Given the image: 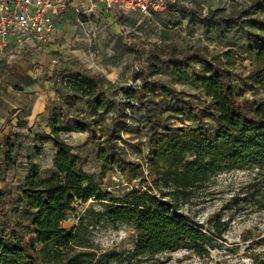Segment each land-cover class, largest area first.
<instances>
[{"label": "rangeland", "instance_id": "rangeland-1", "mask_svg": "<svg viewBox=\"0 0 264 264\" xmlns=\"http://www.w3.org/2000/svg\"><path fill=\"white\" fill-rule=\"evenodd\" d=\"M257 1L176 0L175 8L180 5L189 9L188 13H179V17L171 10L144 15L123 7L80 17L68 9L55 23L50 41L36 49L8 53L0 59V230L8 235L21 224L22 233L28 237L25 227L28 222L19 212L22 200L18 185L28 172V161H35L42 174L52 168L53 142L36 141L34 134L49 130L54 105L61 104L68 111L67 116L59 117L62 124L91 123V131L97 135L100 134L98 126L109 125L114 114V109H89L83 100L72 106L66 104L64 89L58 83L62 68L81 69L96 75L102 80L101 88L120 101L126 99L124 92L128 88H135L143 94L161 127H213V120L204 111L209 98L202 88L173 79L166 60L169 55L181 56L195 48L208 55L231 49L236 64L230 80L234 90L240 93L249 81L254 55L244 50L243 30L230 17H263ZM192 11L213 18L223 17L231 30L225 27L217 30L212 20L207 26L194 22L190 20ZM158 81L175 87L176 93L165 94ZM56 86L60 87L58 94ZM238 98L264 99V92L246 89ZM122 105L126 106L124 102ZM127 108L131 113L127 118L129 126L121 131L118 140L129 159L145 161L152 146L149 121L142 108ZM61 134L80 156L78 166L93 174L103 190L121 194L126 187L142 181L141 176L125 180L116 170L108 171L99 180L100 161L95 154L98 140L90 139L88 131ZM181 210L204 223V228L210 217L220 214L227 220L226 229L221 237L210 234L213 246L203 257L180 247L142 259L140 264H249L251 253L264 256V166L250 165L212 175L204 186L194 189L191 200ZM103 212L104 206L99 200L77 201L62 226L75 228L77 243L85 245L84 249L93 255L103 254L106 258L117 255L110 264L135 261L132 251L138 235L136 229L127 224H110ZM78 244L74 248L82 247ZM40 247L37 244L32 251L29 245L25 249L33 256L28 258V264L62 263L60 254H55L50 247Z\"/></svg>", "mask_w": 264, "mask_h": 264}, {"label": "trees", "instance_id": "trees-1", "mask_svg": "<svg viewBox=\"0 0 264 264\" xmlns=\"http://www.w3.org/2000/svg\"><path fill=\"white\" fill-rule=\"evenodd\" d=\"M257 2L258 11L264 14V0ZM170 6L168 10L178 17L179 13L189 12L184 6L175 8L174 3ZM230 18L243 30L244 50L254 55L249 81L244 83L240 93L234 90L230 80L236 64L231 49L219 55H208L195 48L181 56L169 55L166 60L173 79L202 88L209 98L204 111L213 120V127H161L159 118L135 88H128L124 92L126 99L120 101L101 88L102 80L96 75L81 69H61L58 83L64 89L66 104L72 106L83 100L89 109L115 111L109 125L98 126L100 134L97 135L91 131V123L62 124L59 117L67 116L68 111L61 104L54 105L49 130L34 134L36 141L53 142L52 168L42 174L35 161H28V172L18 185L22 200L19 212L28 222L25 226L28 237L22 233L21 224L8 235L0 230V264H28V258L33 256L25 249L30 245L35 251L37 244L41 245L40 249L50 247L55 254H60L61 264H110L117 255L107 258L103 254L93 255L84 249L85 245L77 243L75 228L62 226L75 202L91 198L102 202L103 214L110 224H127L136 229L138 235L132 251L136 260L129 259L128 264H140L142 259L180 247L200 257L208 254L213 246L210 234L221 237L227 220L215 214L204 228V223L188 217L181 206L191 200L195 188L204 186L218 172L250 165L264 166V99L238 98L246 89L257 88L264 92V16ZM190 20L206 26L212 20L217 30L224 27L231 30L223 17L213 18L192 11ZM158 85L165 94L176 93L173 86L160 81ZM60 87L56 86L57 94ZM128 106L142 108L149 121L148 136L152 146L145 161L129 159L118 140L121 131L129 126ZM74 130L88 131L90 139L98 140L95 154L100 161L99 180L108 171L116 170L125 180L141 176L142 181L126 187L121 194L103 190L93 174L78 166L80 156L61 134ZM75 244L82 247L76 249ZM250 257L249 264H264L263 255L251 253Z\"/></svg>", "mask_w": 264, "mask_h": 264}, {"label": "built area", "instance_id": "built-area-1", "mask_svg": "<svg viewBox=\"0 0 264 264\" xmlns=\"http://www.w3.org/2000/svg\"><path fill=\"white\" fill-rule=\"evenodd\" d=\"M176 0H0V59L22 48L48 42L55 21L68 8L80 17L115 7L133 8L144 15L168 10ZM187 6V4H185Z\"/></svg>", "mask_w": 264, "mask_h": 264}, {"label": "crops", "instance_id": "crops-1", "mask_svg": "<svg viewBox=\"0 0 264 264\" xmlns=\"http://www.w3.org/2000/svg\"><path fill=\"white\" fill-rule=\"evenodd\" d=\"M68 9H71V8H68ZM68 9H67V10H68ZM67 10H66V11H67ZM66 11H65V12H66ZM63 13H64V12H63ZM63 13H62V14H63ZM62 14H61V15H62ZM61 15H60V16H61ZM60 16H59V17H60ZM58 19H59V18H58ZM58 19L55 21V23L58 21ZM55 23H54V26H55ZM54 29H55V28L53 27V29H52V35L54 34ZM51 38H52V37H51ZM49 41H50V40H49ZM42 45H44V44H42ZM28 49H29V48H27V49H26V48H22V49H20L18 52L21 53L22 51H24V50H28ZM112 80H113V79H112Z\"/></svg>", "mask_w": 264, "mask_h": 264}]
</instances>
